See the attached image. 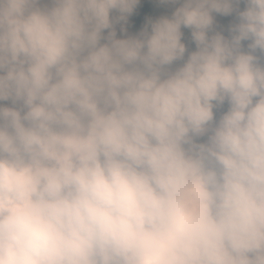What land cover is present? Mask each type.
I'll use <instances>...</instances> for the list:
<instances>
[{
    "label": "clouds",
    "instance_id": "1",
    "mask_svg": "<svg viewBox=\"0 0 264 264\" xmlns=\"http://www.w3.org/2000/svg\"><path fill=\"white\" fill-rule=\"evenodd\" d=\"M140 2L0 0V264H264V0Z\"/></svg>",
    "mask_w": 264,
    "mask_h": 264
},
{
    "label": "trees",
    "instance_id": "2",
    "mask_svg": "<svg viewBox=\"0 0 264 264\" xmlns=\"http://www.w3.org/2000/svg\"><path fill=\"white\" fill-rule=\"evenodd\" d=\"M243 6L241 4V8ZM173 10V5L161 4L160 0H141L134 13L128 17L126 22L121 21L115 24L117 36L123 38L127 35H135L144 28L149 20H154L162 15H171ZM215 27L216 30L223 32V34H228V26L223 25L220 16L216 17ZM122 29H126V31H122ZM183 31L185 33L183 41L188 45L189 50H194L195 45L190 42V31L187 29H183Z\"/></svg>",
    "mask_w": 264,
    "mask_h": 264
},
{
    "label": "rangeland",
    "instance_id": "3",
    "mask_svg": "<svg viewBox=\"0 0 264 264\" xmlns=\"http://www.w3.org/2000/svg\"><path fill=\"white\" fill-rule=\"evenodd\" d=\"M220 19L223 23L224 26H229L230 23L232 22V17H222L220 16Z\"/></svg>",
    "mask_w": 264,
    "mask_h": 264
}]
</instances>
